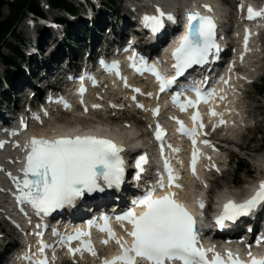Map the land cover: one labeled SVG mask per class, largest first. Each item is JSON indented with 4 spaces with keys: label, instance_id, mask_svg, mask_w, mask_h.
<instances>
[{
    "label": "snow or ice",
    "instance_id": "6c2138e0",
    "mask_svg": "<svg viewBox=\"0 0 264 264\" xmlns=\"http://www.w3.org/2000/svg\"><path fill=\"white\" fill-rule=\"evenodd\" d=\"M155 7L156 14L143 16L144 26L153 33L160 32L165 27L166 19L171 22L177 20L173 12H165L160 5ZM193 7L195 8V6ZM203 7L209 12L214 11L209 4H204ZM238 8L243 14L245 9L243 0ZM185 15L187 17L186 32L172 51L175 61L172 65L175 69L174 76L168 77L155 64L147 65L143 58L140 63H137L134 57L132 58V66L137 72L141 74L150 72L155 76L159 81L161 93L172 89L177 84V78L184 76L193 66L208 63L210 57L214 53L218 56L221 50L217 43V22L213 15H205L199 10H188ZM257 18L264 19V8L256 9L254 6L248 5L247 19L251 21ZM251 35V30L246 28L245 52L250 50L248 45ZM241 59H243V54ZM106 67L108 70H115L117 74H120L118 62H113ZM91 79L96 83L95 77H91ZM121 79L128 86L126 78L121 77ZM224 83H229V80H224ZM86 90L85 87H81V94ZM187 90H194L198 100L182 99L183 91ZM134 91L139 93L141 90L136 88ZM147 95L152 96L153 94L149 92ZM215 96V89L201 91L199 87L192 85L174 92L172 100L181 111H187L190 107H196L200 101L210 103ZM132 99L135 100L136 97L133 96ZM220 99H224V97L221 96ZM62 103L65 108L70 107L67 101L62 100ZM81 103L84 101L81 100ZM92 107L100 108L102 106L94 104ZM112 107H116V105H112ZM138 107L143 108L144 106L138 104ZM85 111H87L86 105ZM152 111L154 115H159V106ZM212 114L217 115L214 109ZM34 118L43 123L38 114ZM172 119L178 118L172 117ZM192 119L194 124L191 128L186 127L183 121H179L178 131L191 138L194 146L191 168L195 174L199 155V150L195 148V145L204 124L199 111ZM220 123L225 122L221 120ZM24 127L27 128V125L25 124ZM12 134L16 135V132L13 131ZM154 136L159 142L160 152L164 157V170L159 173L154 184L147 187L141 195L132 201L131 207L115 216L124 235H117L112 226L113 217L105 214L98 220H89L87 230L76 229L72 234L54 232V234L60 235V244L67 245L73 256L77 253L82 256L87 251L96 257L98 252L93 241L85 239V237H91V229L95 227L99 231L107 233L108 238L104 239L102 243L108 244L109 240H113L120 249L119 253L110 259L104 257L102 264H264V256L254 255L251 245L248 246L247 260L242 259L238 253H233L231 249L221 253L215 246H203L197 218L184 203L177 199L179 192L172 190L181 189L182 185L177 183L180 177L175 173L169 157L165 154L166 130L158 121ZM203 143L210 144L211 142L204 140ZM4 144V141H0V148H3ZM17 146H19L18 143ZM167 146L172 148L170 143H167ZM23 148L27 152L24 167L20 169L23 175L14 176L10 171H5L18 190V193L14 194L18 203L21 206L30 205L37 216H48L57 209L72 207L85 194L103 193L106 188H119L125 180L126 161L123 153L126 146L97 133L81 134L77 131L61 134L51 139L33 136L23 145ZM172 151L178 153L180 150L172 148ZM209 159L211 158L209 157ZM147 163V153L137 158V178L145 171L144 165ZM0 170H4L2 166H0ZM217 171H219L218 168ZM204 186L207 187V184ZM158 191L163 192V195H157ZM262 205H264V179L258 182V187L248 198L240 202L229 198L223 204L220 215L216 217V223L223 227L225 221L234 222L242 216L250 215ZM199 207L200 209L205 207L203 199L199 200ZM137 208H142L143 211L138 213ZM202 215L203 212H201ZM100 220L103 222L100 223ZM36 235L41 237L38 249L40 256L27 258L32 261V264H52L47 255V249L53 245L43 239V233L38 232ZM127 237H131V240L129 241ZM73 241H80L79 247H71Z\"/></svg>",
    "mask_w": 264,
    "mask_h": 264
},
{
    "label": "rangeland",
    "instance_id": "374dc122",
    "mask_svg": "<svg viewBox=\"0 0 264 264\" xmlns=\"http://www.w3.org/2000/svg\"><path fill=\"white\" fill-rule=\"evenodd\" d=\"M19 31H20V29H19ZM257 100L259 101V103L258 104L255 103V106L258 107V109L260 110V113L264 114V95L257 97ZM259 129H260L261 133L264 134V118H262V123H261ZM261 139H262V136H261V138L259 136L257 137L256 144L251 146L253 150H255V151L260 150ZM242 154L244 155V153H242ZM249 160H251V159H249ZM252 166L254 168V162H250V167H252Z\"/></svg>",
    "mask_w": 264,
    "mask_h": 264
},
{
    "label": "trees",
    "instance_id": "16d2710c",
    "mask_svg": "<svg viewBox=\"0 0 264 264\" xmlns=\"http://www.w3.org/2000/svg\"><path fill=\"white\" fill-rule=\"evenodd\" d=\"M0 16H1V1H0ZM10 23H12V21L0 23V34L1 35H3L6 32V30L10 27Z\"/></svg>",
    "mask_w": 264,
    "mask_h": 264
}]
</instances>
